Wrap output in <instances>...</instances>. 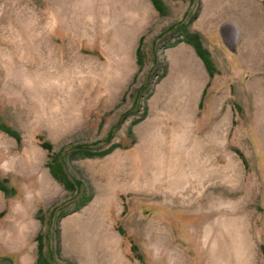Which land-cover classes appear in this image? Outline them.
Here are the masks:
<instances>
[{
	"label": "rangeland",
	"instance_id": "374dc122",
	"mask_svg": "<svg viewBox=\"0 0 264 264\" xmlns=\"http://www.w3.org/2000/svg\"><path fill=\"white\" fill-rule=\"evenodd\" d=\"M161 1L0 0V123L19 136L0 131V264H35L38 231L54 264H264V0ZM180 23L210 52L206 88L168 46ZM41 141L91 193L78 209ZM110 143L128 147L68 153Z\"/></svg>",
	"mask_w": 264,
	"mask_h": 264
},
{
	"label": "trees",
	"instance_id": "16d2710c",
	"mask_svg": "<svg viewBox=\"0 0 264 264\" xmlns=\"http://www.w3.org/2000/svg\"><path fill=\"white\" fill-rule=\"evenodd\" d=\"M152 7L160 14V15H164L166 14V8L165 5L163 4V2L161 0H150ZM178 26L177 30L181 31V38L179 39H174L173 42H171L168 46H173L176 43L182 41L186 44H189L195 54L200 58V60L202 61L204 67H206L207 72L209 74V77H212L213 72L215 71V67H214V63L211 59V55L210 52L208 51V49L204 48L202 46L201 40L199 38V35L197 33L194 32H190L187 30L185 24L180 23ZM175 27V26H173ZM173 27L169 28V30H171ZM141 43V37L138 38L137 40V45L135 48V59L138 65H140L141 63V58L139 57V45ZM208 84V83H207ZM204 92V89L201 92V96ZM201 96L200 99L198 101V107H200L201 105ZM146 114V105L143 104L142 106V113L138 118L133 119L130 124L133 125L137 122H139ZM116 124H114L109 131L107 132V135L105 137V141H109V139L111 138L112 134H113V129H115ZM0 131L4 132L5 134L11 136L12 138H14V140L17 142L19 140V136L17 131H15L14 129L12 130L11 128H9L8 126L1 124L0 123ZM127 133L131 134V130L130 128L127 129ZM133 143V140L130 141V144ZM39 146L46 149L47 151V161H46V167L49 171V174L51 175V177H53L65 190L67 191H72V190H77L79 193V196L77 197L76 201H75V209H78L79 207L83 206L90 198L91 193L88 192L86 189H84L80 183V181L69 177L65 170H64V166L62 165V163L59 160V152L58 153H49L50 151V145L47 142H43L41 141L39 143ZM116 147H128L127 146H123L120 145V143H110L107 147L102 148L100 150H92L90 148L89 145L87 144H76L74 146H72V148H70L69 150V154L73 157H80V158H91V157H102L108 153H110L114 148ZM5 179H0V190L3 193V195L5 196H12L14 195L15 191L13 188L8 187L5 184ZM52 214V213H50ZM61 214V213H59ZM38 220L41 221L42 220V216L39 212L38 216H37ZM44 235L38 231L35 234L34 237V241H35V247H36V256H35V264H54V259L52 257L51 252L50 253H45V251L43 250L44 247ZM130 249L132 251H135V247L133 245L130 246Z\"/></svg>",
	"mask_w": 264,
	"mask_h": 264
},
{
	"label": "crops",
	"instance_id": "0c3cea01",
	"mask_svg": "<svg viewBox=\"0 0 264 264\" xmlns=\"http://www.w3.org/2000/svg\"><path fill=\"white\" fill-rule=\"evenodd\" d=\"M172 47L173 48H178L180 54L187 55L188 58L191 59L194 62V65H195L196 69L198 71H201L202 74L204 75V79H206V80H204V82H206V84H204V87H203V88H206L207 83H208L207 77H209L208 73L206 72L207 69H206V67H204V65H203L202 61L200 60V58L196 54H194L195 52H194L193 48L189 44H186V43H184L182 41L176 43ZM183 63H184V67H186V62L184 61ZM204 69H206V71H204ZM209 79H210V77H209ZM146 111H147V108H146Z\"/></svg>",
	"mask_w": 264,
	"mask_h": 264
}]
</instances>
